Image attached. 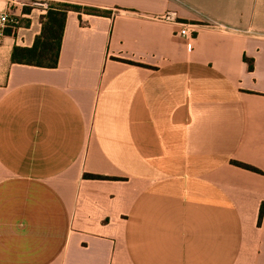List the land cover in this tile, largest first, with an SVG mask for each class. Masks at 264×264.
<instances>
[{"label":"crops","instance_id":"crops-1","mask_svg":"<svg viewBox=\"0 0 264 264\" xmlns=\"http://www.w3.org/2000/svg\"><path fill=\"white\" fill-rule=\"evenodd\" d=\"M24 1L0 0V264H264V0H53L110 11L67 13L54 68L11 62L52 0Z\"/></svg>","mask_w":264,"mask_h":264},{"label":"trees","instance_id":"trees-1","mask_svg":"<svg viewBox=\"0 0 264 264\" xmlns=\"http://www.w3.org/2000/svg\"><path fill=\"white\" fill-rule=\"evenodd\" d=\"M69 11L84 12L95 15H109L110 11L90 6H83L64 1H52L48 5L47 12L41 17V31L35 37L34 43L30 47L15 45L11 52V62L26 64L45 68H54L58 63L59 50L63 35L64 24ZM249 68L252 65L249 64ZM239 166L260 172L257 168L236 162ZM91 179H105L106 177L95 174H85ZM263 204L260 216L263 212Z\"/></svg>","mask_w":264,"mask_h":264},{"label":"built area","instance_id":"built-area-1","mask_svg":"<svg viewBox=\"0 0 264 264\" xmlns=\"http://www.w3.org/2000/svg\"><path fill=\"white\" fill-rule=\"evenodd\" d=\"M9 3L12 4H21V5H27V3L24 0H8ZM173 12H165L162 15L159 16V19L166 21V22H172L175 21ZM180 29L178 30V34L182 37H189L194 30L190 28V24L187 23H179ZM19 26V19L15 15L11 13V11L8 8L0 6V41L3 35L5 34L6 29L12 28L16 29Z\"/></svg>","mask_w":264,"mask_h":264},{"label":"rangeland","instance_id":"rangeland-1","mask_svg":"<svg viewBox=\"0 0 264 264\" xmlns=\"http://www.w3.org/2000/svg\"><path fill=\"white\" fill-rule=\"evenodd\" d=\"M53 1V0H52ZM52 1H49V2H52Z\"/></svg>","mask_w":264,"mask_h":264}]
</instances>
